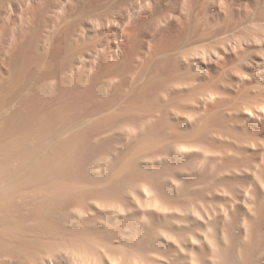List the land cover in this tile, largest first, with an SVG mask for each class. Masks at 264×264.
Here are the masks:
<instances>
[{"label": "rangeland", "instance_id": "374dc122", "mask_svg": "<svg viewBox=\"0 0 264 264\" xmlns=\"http://www.w3.org/2000/svg\"><path fill=\"white\" fill-rule=\"evenodd\" d=\"M7 1L1 116L67 134L0 164V264H264V0Z\"/></svg>", "mask_w": 264, "mask_h": 264}, {"label": "bare ground", "instance_id": "6f19581e", "mask_svg": "<svg viewBox=\"0 0 264 264\" xmlns=\"http://www.w3.org/2000/svg\"><path fill=\"white\" fill-rule=\"evenodd\" d=\"M6 1L7 0H2V2H1V4H0V97H1V99H0V102L1 101H3L4 99H5V101H3L2 103H4L5 102V104H7L8 103V101H6V99L8 98V97H5L6 96V92H10V94L11 95H17V92L19 91V85H21V84H23V82L25 81L26 82V80L28 79V78H26L27 77V75L26 76H24L26 73V70L25 69H21V67H22V65H19V62L16 60V58H14V56L13 55H11V53L9 54V52H10V47L12 46V43L13 42H15V41H13V40H15L14 38H15V36H14V34H13V36H5L4 34H3V29H4V27L5 28H8V27H6V26H4V25H6V24H8L7 22H8V19H10L9 17H11V15L12 14H14L13 12H15V9L17 8V7H19V6H14L15 4H13L12 5V3L11 4H8V3H6ZM11 1V0H10ZM8 2V1H7ZM27 3H28V1H27ZM63 4V3H62ZM20 5V4H19ZM21 6V5H20ZM62 6V5H61ZM60 8V7H59ZM18 9H20V8H18ZM17 10V9H16ZM59 10V9H58ZM61 10H63V13H62V11H61V17L63 18L64 17V14H65V12H64V7H63V9L61 8ZM60 11V10H59ZM57 12V11H56ZM19 14H21V13H19ZM55 14V13H54ZM49 16V15H48ZM57 17V18H56ZM55 18L58 20V22L60 21V19H58V16H55ZM61 18V19H62ZM57 20H55V21H57ZM54 21V20H53ZM95 21V20H94ZM21 22V21H20ZM92 22V21H91ZM10 23V22H9ZM22 23V22H21ZM52 23V22H51ZM61 23H62V21H61ZM95 23V22H94ZM99 23V22H98ZM54 25V24H53ZM91 25V24H90ZM93 25V24H92ZM58 26H59V24H58ZM56 24H55V26H53V28L51 27L50 29H52V30H50V31H52V32H50V33H54L53 32V30H54V27H58ZM98 26H99V24H98ZM47 28H49V27H47ZM99 28V27H98ZM57 29V28H56ZM82 29H84V28H82ZM92 29V28H91ZM65 31H64V33H65V36H66V38H64V39H66L65 41L66 42H68V41H70L71 43L72 42H76V37H75V35H74V33H75V30H74V32H72V29H71V32L68 30L67 31V29L65 28L64 29ZM85 30V29H84ZM87 30V29H86ZM89 30H90V28H89ZM100 30V29H99ZM63 31V30H62ZM48 32V31H47ZM80 32V31H79ZM84 32V31H83ZM96 32V31H95ZM5 33V32H4ZM63 33V32H62ZM47 37H49V36H47ZM64 37V36H63ZM86 37V36H85ZM88 37V36H87ZM62 39V38H61ZM70 39V40H69ZM77 39H78V36H77ZM64 41V43H66ZM46 43V42H45ZM77 43H79V42H77ZM47 44V43H46ZM58 44V43H57ZM66 45V44H65ZM71 45V44H70ZM74 45V44H73ZM80 45V44H79ZM87 45V44H86ZM57 46V45H56ZM68 47H69V45H68ZM13 48V47H12ZM60 48V47H59ZM66 49V48H65ZM12 50V49H11ZM72 50V49H71ZM75 52H76V50H75ZM19 53V52H18ZM67 53V52H66ZM71 53V52H70ZM73 53V52H72ZM71 53V54H72ZM13 54V53H12ZM26 56V55H25ZM61 56V55H60ZM18 57V56H17ZM20 57H18L17 59L18 60H21V58L19 59ZM55 58V57H54ZM63 58V57H62ZM71 58V57H70ZM75 59V58H74ZM81 59V58H80ZM76 60V59H75ZM82 60V59H81ZM23 62V61H22ZM22 62H21V64H22ZM70 62V61H69ZM82 62V61H81ZM32 63V62H31ZM72 63V62H71ZM80 63V62H79ZM24 64V63H23ZM25 64H27V63H25ZM30 65V64H29ZM53 65V64H52ZM64 65H65V63H64ZM78 65V64H77ZM24 66V65H23ZM74 66V65H73ZM29 67V66H28ZM32 67V66H31ZM63 67V66H62ZM39 68V67H38ZM38 68H36V69H38ZM35 69V68H34ZM39 69H41V68H39ZM56 69V68H55ZM79 69V68H78ZM32 70H33V68H32ZM23 71H25V72H23ZM41 71V70H40ZM66 71H68V70H66ZM46 72V71H45ZM33 73H35V71L33 72ZM44 73V72H43ZM47 73V72H46ZM49 73H51V72H49ZM62 73H64L65 74V72H62L61 71V74ZM73 73H74V71H73ZM30 74V73H29ZM38 73H37V71H36V75H37ZM45 74V73H44ZM53 74V73H52ZM63 74V75H64ZM62 76V75H61ZM60 76V77H61ZM70 76V75H69ZM69 76H65L64 75V77L66 78H69ZM72 76V75H71ZM74 76V75H73ZM76 76V75H75ZM30 77L31 78H29L28 79V81L27 82H31V83H34V82H32V81H36V79H34L33 77H32V73H31V75H30ZM37 77H38V75H37ZM36 76H35V78H37ZM51 77V76H50ZM77 77V76H76ZM79 77V76H78ZM34 80H33V79ZM39 78H41V77H39ZM47 78V77H46ZM67 78L66 79H64V80H67ZM71 78V77H70ZM24 79H26V80H24ZM31 79H32V81H31ZM42 79V78H41ZM55 79V78H54ZM24 80V81H23ZM38 80V79H37ZM62 80V79H61ZM55 81V80H54ZM54 81H51V80H49V79H46L45 80V78H44V81L42 82V83H36L34 86H35V88H36V90L35 91H37V92H34V93H38V96H39V94H41L42 96L44 95V97H45V95H47L50 91L51 92H55V88H54V86H55V84H54ZM63 81V80H62ZM62 81H60V82H62ZM56 82V81H55ZM58 83V82H57ZM79 83V82H78ZM18 84V86H15V85H17ZM27 84V83H26ZM77 84V83H76ZM29 85H31L32 86V88H34L33 87V84H29ZM28 85V86H29ZM64 85V84H63ZM77 85H80V84H77ZM76 85V88L78 87ZM18 88V91H17V88ZM27 87V86H26ZM58 87V86H57ZM23 89V88H22ZM25 89V88H24ZM55 89V90H54ZM59 89V88H58ZM54 90V91H53ZM20 91H21V87H20ZM23 91V90H22ZM18 92V94H19V96H24V95H21L22 93H26V91L25 92ZM50 92V93H51ZM5 93V94H4ZM32 93V92H31ZM56 93H57V91H56ZM8 94V93H7ZM80 94V93H79ZM3 95H5V96H3V97H5L4 99L2 98V96ZM25 95H27V94H25ZM29 95V94H28ZM33 96H34V94H32ZM64 95V94H63ZM68 95V94H67ZM18 96V95H17ZM31 96V95H30ZM37 96V97H38ZM56 96V95H55ZM70 96V95H69ZM40 97V96H39ZM53 97V96H52ZM13 98H15L14 96H13ZM19 98V97H18ZM17 98V99H18ZM11 100V99H10ZM22 100H24V99H22ZM78 100V99H77ZM16 101V100H15ZM28 101H31V100H28ZM42 101V100H41ZM49 101V100H48ZM7 102V103H6ZM22 102V101H21ZM26 101H24V103H25ZM32 102H33V100H32ZM51 102H53V101H51ZM10 103V102H9ZM8 103V104H9ZM15 103V102H14ZM23 103V102H22ZM34 103V102H33ZM37 103V102H36ZM36 103H35V105H36ZM5 104L3 105V104H1L0 103V110H1V108H2V106H5ZM51 104V103H50ZM78 104V103H77ZM12 105H13V103H12ZM16 105H17V103H16ZM15 105V112H13V113H10L11 111L10 110H12L11 108H10V110H9V112H8V109L6 110L5 109V107H3L7 112L5 113V114H7V113H10V114H8V115H5V114H3L2 116H1V114H2V112H0V118L2 119L1 121H0V127L1 126H3V125H6V124H4V123H7V125H6V127L8 128L7 129V132L8 131H11V132H8V134H10V137H11V135H15V137L13 138L12 137V139L10 138V137H8L7 136V138H9V139H7V138H5L6 137V135L3 133L4 131H6V128H4V127H2V128H4V129H1L0 128V130H4L3 132H1L0 131V133L2 134V137L0 136V164H3V166H7L6 168H8V164L6 165V163L7 162H10L9 160H10V158H11V160H14V161H23V162H19L20 163V166H21V163H30V162H33V160L35 159V156L34 155H36L35 154V150L37 149V147L39 148H42L41 150H47L48 148L49 149H52L53 147L54 148H56V146H58L57 144V142L58 141H60V140H62L63 139V137H64V135L65 134H67L66 133V131L65 130H61V131H58L59 129H60V126H59V129L58 130H56V131H53L54 133L52 134L51 132H49L50 134V136L48 135L47 136V133L45 134L44 133V131H46V129L43 131V133L45 134V135H41V134H43V133H40V132H38V130L36 131V132H32V131H28V129L26 128V130H25V132L23 131L24 129H23V127L21 128V127H17L18 129L20 128L21 130H18L19 131V133H20V131H21V133H23L22 134V136L20 137V135L21 134H18L19 135V138L20 139H22V140H19L18 139V137L16 136L17 134H15L16 132H18V131H16L15 129H17L15 126H13V127H11L10 126V124L12 125H14V123H15V121H16V123L15 124H18V122H17V120L18 119H16L17 117H15L16 115H17V113H19V111H20V113L22 112V110H23V107H22V109H21V105H23V104H21V103H19L17 106ZM44 105V104H43ZM11 106V105H10ZM14 106V105H13ZM20 106V107H19ZM28 106V105H27ZM32 106V105H31ZM30 106V107H31ZM20 108V110H17V108ZM34 107V106H33ZM43 107V106H42ZM39 108V107H38ZM4 110V111H5ZM34 110V109H33ZM46 110H47V108H46ZM12 111H14V109L12 110ZM17 111V112H16ZM28 111H30V110H28ZM62 111V110H61ZM34 112V111H33ZM4 113V112H3ZM19 113V114H20ZM26 113V112H25ZM40 113V112H39ZM16 114V115H15ZM33 114V113H32ZM44 114V113H43ZM46 114V113H45ZM21 115V114H20ZM25 115V114H24ZM49 115V114H48ZM32 116V115H31ZM61 116V115H60ZM60 116H58V117H60ZM28 117V116H27ZM46 117V116H45ZM48 117V116H47ZM51 117H53V116H51ZM56 117V116H55ZM54 117V118H55ZM14 118H15V121H13L14 120ZM21 118V117H20ZM25 118V117H24ZM79 118V117H78ZM59 119V118H58ZM26 120V119H25ZM28 120V119H27ZM48 120V119H47ZM19 121V120H18ZM43 121H45V120H43ZM1 122H2V124H1ZM13 122V123H12ZM27 122V121H26ZM32 122V121H31ZM40 122V121H39ZM50 122V121H49ZM57 122V121H56ZM61 122V121H60ZM10 123V124H9ZM46 123V122H45ZM48 123V122H47ZM56 124V123H55ZM59 124V123H58ZM61 124V123H60ZM33 126L35 125V124H32ZM37 125V124H36ZM48 125V124H47ZM18 126H20V124L18 125ZM24 126V125H23ZM40 126V125H39ZM63 126V125H62ZM61 126V127H62ZM43 127V126H42ZM47 127H50V123H49V126H47ZM63 127H65L66 129H67V127H66V125L65 126H63ZM11 128L14 130V131H16L15 133H13L12 132V130H11ZM25 128V127H24ZM31 129H32V127H30ZM40 128V127H39ZM70 128V127H69ZM34 129V128H33ZM62 129H64V128H62ZM36 130V129H35ZM48 130V129H47ZM27 131V132H26ZM6 132V133H7ZM68 132V131H67ZM13 133V134H12ZM40 133V134H39ZM7 134V135H8ZM15 138H17L18 140H19V142H18V140H16ZM53 138H54V142H52L53 141ZM16 140V141H15ZM20 141L22 142V143H20ZM56 141V142H55ZM17 143V145H16V143ZM61 143H63V141H60ZM59 142V143H60ZM18 143H20L19 145H18ZM56 143V144H55ZM50 146L52 147V148H50ZM36 148V149H35ZM48 149V150H49ZM57 150V149H56ZM11 152H13L14 153V155L15 156H13L12 155V157H10L9 155H7V154H9V153H11ZM38 152V151H37ZM11 155V154H10ZM7 158H9L8 160H5V159H7ZM4 161H6V163L3 162ZM26 161V162H25ZM2 162V163H1ZM14 163V162H13ZM5 164V165H4ZM26 164H25V166H26ZM10 165H11V162H10ZM22 167V166H21ZM23 168V167H22ZM0 169H3V168H0ZM9 169V168H8ZM8 171V170H7ZM10 172V171H9ZM8 172V173H9ZM12 175L14 176V174L12 173ZM9 176V179H10V174L8 175ZM13 176H11V177H13ZM17 176V175H16ZM11 180V179H10ZM1 182V181H0ZM2 182H4V181H2ZM76 182V181H75ZM74 183V182H73ZM0 185H1V183H0ZM3 185V184H2ZM1 185V186H2ZM75 185H77V184H75ZM79 187V186H78ZM2 189V188H1ZM5 190V189H4ZM7 191V190H6ZM2 192V191H1ZM8 192V191H7ZM115 218V217H114ZM142 219V218H141ZM112 222V221H111ZM135 222V221H134ZM142 222V221H141ZM98 223V222H97ZM100 223V222H99ZM131 223V222H130ZM136 223H139V222H137V219H136ZM102 224V223H101ZM138 225V224H137ZM96 226V225H95ZM98 226V225H97ZM96 226V227H97ZM134 226V225H133ZM141 226H143V225H141ZM125 229H126V227H125ZM127 229H129V226H128V228ZM135 229V228H134ZM138 229V228H137ZM124 230V229H123ZM125 231V230H124ZM131 232H132V230H131ZM124 234V233H123ZM130 235V234H129ZM125 236V235H124ZM132 236V235H131ZM119 237H120V235H119ZM122 237H123V235H122ZM124 238V237H123ZM131 238V237H130ZM133 238V237H132ZM129 240V239H128ZM125 241V240H124ZM136 264V263H135Z\"/></svg>", "mask_w": 264, "mask_h": 264}]
</instances>
